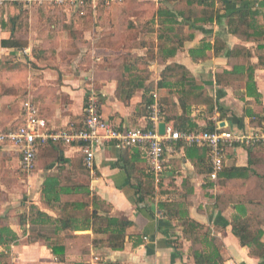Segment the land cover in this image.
Returning <instances> with one entry per match:
<instances>
[{
  "label": "crops",
  "instance_id": "crops-1",
  "mask_svg": "<svg viewBox=\"0 0 264 264\" xmlns=\"http://www.w3.org/2000/svg\"><path fill=\"white\" fill-rule=\"evenodd\" d=\"M95 18V16L93 17ZM98 28L88 29L76 34L78 40L76 47L69 37H61L69 44L61 43L60 50L64 58L56 57V61L46 59L38 61L33 55V44L24 50L4 49L10 55L19 56L18 59L26 58L33 65L32 68L40 70V73L33 71L28 79L25 78L23 87H26V101H32L39 109L41 116L46 119L50 127L62 128L70 124L82 126L84 121V111L89 94L93 91L97 94L101 106L103 117L111 124L121 127L147 128L149 120L139 105L142 103V90L137 91L130 102L122 101L118 96L119 80L111 77L113 74L104 75L100 78L98 66L101 63L97 55V40L93 44H87L83 49V41L86 35L94 32ZM195 38L184 47V52L178 54L181 58V65L186 66L196 79L202 82L209 94L228 111L224 118L218 109L212 115L207 113L206 108L193 107L192 118L201 127H206L212 121L217 128L235 133H249L252 130L250 121L244 117L243 111L245 103L239 100L238 93L232 87H218L215 83V75L224 70L231 69L229 54L236 45H242L252 50L255 44L247 43L233 36L226 27V20L212 25L196 26ZM206 36H214L226 43L227 50L223 51L210 62L195 63L190 57L189 51L202 44ZM8 38H4L6 40ZM58 40V39H57ZM201 41V42H200ZM213 43V42H212ZM58 45V44H57ZM43 46V45H42ZM256 47V46H255ZM43 49H48L43 46ZM71 52L69 60L65 59V53ZM73 51V52H72ZM59 53V52H58ZM177 58V59H178ZM252 63L256 64L257 58L253 57ZM38 65V66H37ZM61 67H70L71 70L64 72ZM80 68V69H79ZM35 77V80H33ZM15 84H11L12 91H18V82L13 77ZM255 80L259 93L262 95V105L264 108V70H256ZM27 82V83H26ZM29 82V83H28ZM201 84V83H200ZM158 95V91L154 92ZM163 92H161L162 94ZM5 97H0V129H13L15 126L23 124L21 116V105L18 108L10 106L12 103V93ZM164 94V93H163ZM176 99V98H175ZM23 102V103H24ZM22 104V103H21ZM10 106V107H9ZM256 108V105L252 106ZM180 115V110L178 112ZM224 123L225 126L221 127ZM51 146H59L58 149L69 163L63 173V177L76 183L87 184L102 201L106 202L110 208V216L121 220H128L134 223L130 229V234L142 235L144 244L134 247L128 241L124 251H112L108 248L94 247L91 243L99 236L91 231H79L73 235L77 240L87 239L86 251H78L70 247L73 240L67 241V253L65 262L60 263L51 251L45 246L44 241H37L29 244L27 234H24L20 223V216L30 211V206L34 205L38 210L49 215L56 214L48 208L42 201L41 188L45 178L58 167V163L52 161L53 154ZM39 159L46 155L45 163L33 173H26L21 166V158L18 151L11 146H0V217L6 219L3 225H8L20 238L17 245H12L5 252L6 258L3 264H194L192 254H190L191 243L175 228L176 221L168 220L158 211V201L165 200L171 193H178L183 190L182 184L189 181L193 189L189 197L190 217L199 224L210 230L213 238L221 246L223 264H264V256L256 257L251 255L248 247H243L239 239L232 232V223L239 207L247 210L246 218L252 221V230L263 233L264 243V150L253 149L251 152L240 145H235L228 149L226 167L250 168L249 178L222 181L219 183L210 181L206 175L200 174L192 162L185 156V151L175 150L169 145L166 152V169L161 177V189L157 191L167 193L165 196L158 195L155 202L146 203L139 206L131 202V197L135 195L126 173L120 167L122 148L115 144H102L96 152V168L94 173L82 171L76 168L83 164V157L79 146L65 144H50L39 149ZM138 154L132 152L133 159L140 158L138 167L147 169L148 162L146 154L142 149ZM43 153V154H42ZM51 154V155H50ZM29 181L25 182L24 175ZM35 177V190H31L32 178ZM157 183V182H156ZM160 184V183H159ZM158 184V186H160ZM28 195V197L26 196ZM6 196L5 204L4 198ZM29 202H26V199ZM33 200V201H31ZM167 240L178 242V251L167 245Z\"/></svg>",
  "mask_w": 264,
  "mask_h": 264
},
{
  "label": "trees",
  "instance_id": "trees-1",
  "mask_svg": "<svg viewBox=\"0 0 264 264\" xmlns=\"http://www.w3.org/2000/svg\"><path fill=\"white\" fill-rule=\"evenodd\" d=\"M126 0H123V4ZM167 4L174 8L160 7L157 12L156 19L151 25L159 26L158 29V49L164 57V61L176 57L178 51L184 48L187 42L193 41L195 38L196 26L212 25L226 20V27L231 31L232 35L239 40L255 44V54L252 50L242 45H236L230 51L231 69L224 70L215 75V83L218 87H232L240 96L239 100L245 103L244 117H247L254 131H264V108L262 105V95L259 93L255 80L256 70L261 68L264 70V0H164ZM184 1L187 9L177 8ZM118 4V5H121ZM13 10H19L22 14V6L13 4ZM104 2H100L96 9L88 7L84 15L75 14L76 22H84L92 20L95 12L107 9ZM53 11H63V7H49ZM197 9V10H196ZM19 16L12 12L11 20L13 22L11 37L2 40L1 46L4 49L24 50L28 43L20 40L16 34L18 26L16 25ZM26 14V13H24ZM189 25L190 33L185 35L183 28ZM154 33V30H152ZM151 33V34H152ZM78 34V33H76ZM226 43L216 38L215 42L203 41L198 47L189 51L190 57L195 63L209 59V55L213 53L219 56L226 51ZM72 55L71 52L67 53ZM35 57L42 61L54 57L46 49L35 51ZM65 55V54H64ZM257 58V63L251 62L252 58ZM141 59H126L123 64L121 80L118 85V96L124 102H130L137 91L142 90L143 100L139 105L140 111L149 120L151 107L157 102L154 98V92L158 91V104L160 106L163 122L171 125L176 131L184 133H198L201 131L213 132L217 126L209 121L206 127L199 126L192 118L193 107L206 108L207 113L212 115L215 109L224 118L228 111L209 94L204 85L200 84L193 73L184 65L172 63L168 65L163 73V77L156 83L150 82L148 76H143L138 70V62ZM0 67L6 72H19L23 67L22 64L13 59L5 61L0 60ZM20 73V72H19ZM161 92H163L161 94ZM175 97H177L175 99ZM24 102V101H23ZM23 102L21 104V116L23 118ZM256 105V108L252 106ZM180 110V115L178 114ZM22 125V124H21ZM21 125L15 126L13 129L19 128ZM115 128H121L114 123ZM151 123L149 122V127ZM6 131L7 129H0ZM222 131H226L221 129ZM175 150L183 149L185 156L192 162L196 170L200 174H204L210 179L211 161L210 149L208 146H191L188 147L183 142H172L169 144ZM239 144H237L238 146ZM3 146V145H0ZM252 151L253 149H263L262 143H250L248 145H240ZM52 161L58 163L55 171L51 172L44 180L41 188L42 201L52 210L56 216L49 215L46 212L38 210L34 205L30 206V211L20 216V223L23 227L24 234H27V226L29 225L30 235L27 242L29 244L37 241H44L45 246L51 251L60 263L65 262L67 253V241L77 239L73 234L79 231H91L99 239L92 241L94 247L108 248L112 251H124L127 242L134 240L133 246L139 247L144 244L142 235L130 234V229L134 226L132 221L121 220L117 217L110 216V206L102 201L87 184L76 183L70 179L63 177V173L68 166H74L69 163L58 149L59 146H51ZM138 147L122 148V156L120 158V167L128 176L132 186L135 189L134 197L131 202L136 205L155 202L158 195L165 196L167 193L157 191L161 189V181L156 183L154 174L148 166L147 169L141 170L138 167L140 158L133 159L130 154L132 152L138 154ZM228 149L226 154H228ZM40 151V150H39ZM39 151L37 155L36 169L39 163ZM83 159V158H82ZM79 170L86 171L83 164ZM250 168L224 167L219 174L218 180L214 183L229 181L235 179L248 180ZM211 181V179H210ZM213 182V181H212ZM158 184L160 186H158ZM183 190L178 193H171V196L165 200H159L158 211L168 220L176 221V229L191 243L190 254L194 259V264H223L221 246L212 237L211 232L205 226L199 224L190 217L189 197L192 195L193 189L189 181L185 180L182 184ZM247 210L245 207H239L237 214L232 223V232L239 239L243 247L250 249L251 255L256 257L264 256V243L262 242L263 233L261 231L252 230V221L246 218ZM7 221L0 217V248L8 251L12 245H17L20 238L8 226L3 225ZM178 242L167 240V245L178 251ZM83 251H86L84 248ZM6 253L0 251V264L6 258ZM112 264V263H106Z\"/></svg>",
  "mask_w": 264,
  "mask_h": 264
},
{
  "label": "rangeland",
  "instance_id": "rangeland-1",
  "mask_svg": "<svg viewBox=\"0 0 264 264\" xmlns=\"http://www.w3.org/2000/svg\"><path fill=\"white\" fill-rule=\"evenodd\" d=\"M251 1L253 3L256 0ZM21 6L23 10L22 14L19 10L14 11L12 5L6 8H0V60L5 61L7 59H13L23 65L21 70H19L20 73L6 72V70L0 67V97H5L9 95L8 93H12L13 99L10 106H13L14 108L20 107L21 103L24 100H27V96H25L26 87H23V84L25 83L24 79H28L29 75H32L31 73H33L35 69L32 68L33 65L28 59L21 58L23 61L21 62L20 59H18L19 56H12L10 55L11 53L3 51L1 48V41L4 38L11 37V30L13 28V22L11 20L12 12H14L16 16L21 14L16 23L18 26L16 36L23 42L28 43V46H30V44L34 45L33 55L35 54V51L43 49V46L48 48L46 50L50 53L53 51L54 57L50 56L49 59H46L47 61L52 62L56 61L57 54H59L58 58H64L62 52L58 51L60 50L61 43H70L67 41H61L63 40L61 38L62 36L68 37L69 35L72 42H74L72 47H76L75 42L78 40L76 33H80L82 30L86 31L88 29L98 28V30L94 32L92 31L86 35V39L83 41V49L85 50L87 48L84 47L87 44H93L95 40L98 41L96 44L98 53L93 56L95 57L99 55L98 58L99 60L101 59V63H99L100 65L97 69L100 78H103L104 75L113 74V76H110L121 80L123 64L125 60L129 59L131 56V58L141 59L137 64L138 70L142 72L143 76H148L150 82L156 84L163 77V73L168 65L172 63L180 64L177 62L182 60L181 58H178V54L184 52V48L178 51L176 57L167 61H164V57L158 49L157 35L159 26H157L156 23L155 25H151V22L156 19L160 7H167L169 9L174 8L164 0H126L121 5H111V7L107 9L95 12L93 15L95 18H91L92 20L84 22H76L77 20H75L74 15L77 13L66 9L63 11H53L49 8L52 6ZM177 8L183 10L187 9L184 1ZM152 30H154V33H152ZM182 30L185 35L189 34V25H186ZM215 40L214 36H206L203 39V41L208 42H215ZM186 44H188V42ZM88 47L90 48V45ZM252 48H254L255 51L256 47L253 46ZM71 56L72 55L65 53L64 60H69V57ZM215 57L216 56L211 53L209 59L202 61V64L212 61ZM61 68L64 69V72L71 70L70 67ZM35 71H37L36 74L40 73V70ZM14 76L19 84L17 92L14 90L12 91L11 89V84H15L12 83L14 82ZM33 80H35V77H33ZM196 80L203 84L198 79ZM49 153L53 154L52 152ZM45 160L46 155L43 154L42 158L40 156L39 167L43 166L41 165V162L44 164ZM32 175L33 174H30L29 177ZM24 178L25 182L29 181L28 176L24 175ZM31 184V190L33 192L36 189L34 186L35 177L32 178ZM26 196L28 197L27 194ZM3 198V204H5L6 196ZM26 202H29L28 198L26 199ZM86 245L87 239L82 238L73 241V244H71L70 247L76 251H78V249L83 251L84 248H86Z\"/></svg>",
  "mask_w": 264,
  "mask_h": 264
},
{
  "label": "built area",
  "instance_id": "built-area-1",
  "mask_svg": "<svg viewBox=\"0 0 264 264\" xmlns=\"http://www.w3.org/2000/svg\"><path fill=\"white\" fill-rule=\"evenodd\" d=\"M100 2L107 6L118 5L123 0H0V8L13 4L31 6L63 7L68 11L84 15L88 7L94 10ZM157 102L151 107L150 128H115L101 113L99 99L91 92L85 106V117L82 126L70 124L62 128L50 127L38 107L32 101L23 103V124L17 129L0 130V145L15 148L21 158L22 169L33 174L36 169L37 155L41 147L50 144L77 145L80 148L85 168L94 173L96 168V152L102 144H115L117 147H138L147 158L148 166L157 183L166 169V152L172 142H183L188 147L206 145L210 149V179L215 182L224 170L227 161V148L237 144H264V131L251 130L249 133L222 131L217 128L213 132L184 133L176 131L166 124L165 135L159 133V125L163 123L158 94L154 93ZM146 241L147 239L144 238Z\"/></svg>",
  "mask_w": 264,
  "mask_h": 264
},
{
  "label": "water",
  "instance_id": "water-1",
  "mask_svg": "<svg viewBox=\"0 0 264 264\" xmlns=\"http://www.w3.org/2000/svg\"><path fill=\"white\" fill-rule=\"evenodd\" d=\"M225 126V124L224 123H222L221 124V127H224ZM165 131H166V123H161L160 125H159V133H160V135L161 136H164L165 135Z\"/></svg>",
  "mask_w": 264,
  "mask_h": 264
}]
</instances>
